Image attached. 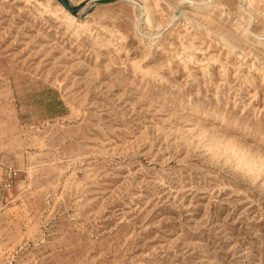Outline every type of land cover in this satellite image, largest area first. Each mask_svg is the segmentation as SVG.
Returning a JSON list of instances; mask_svg holds the SVG:
<instances>
[{"label": "rangeland", "instance_id": "obj_1", "mask_svg": "<svg viewBox=\"0 0 264 264\" xmlns=\"http://www.w3.org/2000/svg\"><path fill=\"white\" fill-rule=\"evenodd\" d=\"M69 1L0 0L6 263L264 264V0Z\"/></svg>", "mask_w": 264, "mask_h": 264}, {"label": "crops", "instance_id": "obj_2", "mask_svg": "<svg viewBox=\"0 0 264 264\" xmlns=\"http://www.w3.org/2000/svg\"><path fill=\"white\" fill-rule=\"evenodd\" d=\"M1 219H0V264H7L5 260V256L8 254V251L11 249L12 245L16 241L17 234L7 217Z\"/></svg>", "mask_w": 264, "mask_h": 264}, {"label": "water", "instance_id": "obj_3", "mask_svg": "<svg viewBox=\"0 0 264 264\" xmlns=\"http://www.w3.org/2000/svg\"><path fill=\"white\" fill-rule=\"evenodd\" d=\"M57 2L61 4L69 13H71L74 16L79 15L85 7V5L73 7L69 0H57Z\"/></svg>", "mask_w": 264, "mask_h": 264}, {"label": "bare ground", "instance_id": "obj_4", "mask_svg": "<svg viewBox=\"0 0 264 264\" xmlns=\"http://www.w3.org/2000/svg\"><path fill=\"white\" fill-rule=\"evenodd\" d=\"M60 5H61V4H60ZM61 6H62V5H61ZM62 7H63V6H62ZM62 7H61V8H62ZM63 8H64V7H63ZM64 9H65V8H64ZM65 10H66V9H65ZM62 11H63V10H62ZM66 11H67V10H66ZM67 12H68V11H67ZM68 13H69V12H68ZM69 14H70L71 16H73L74 18H76V20H77V17H75V16L72 15L71 13H69ZM69 14H65L66 17H67L68 19H70V20H74V18H73V17L71 18V17L69 16Z\"/></svg>", "mask_w": 264, "mask_h": 264}, {"label": "built area", "instance_id": "obj_5", "mask_svg": "<svg viewBox=\"0 0 264 264\" xmlns=\"http://www.w3.org/2000/svg\"><path fill=\"white\" fill-rule=\"evenodd\" d=\"M12 175H13L12 171H9V172H8V177H9V180H11V179H12V177H13Z\"/></svg>", "mask_w": 264, "mask_h": 264}]
</instances>
